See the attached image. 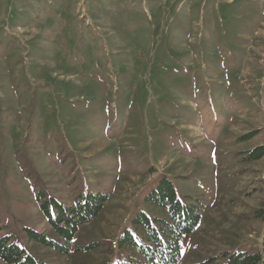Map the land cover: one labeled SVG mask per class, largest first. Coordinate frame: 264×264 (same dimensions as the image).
Wrapping results in <instances>:
<instances>
[{
    "label": "rangeland",
    "instance_id": "rangeland-1",
    "mask_svg": "<svg viewBox=\"0 0 264 264\" xmlns=\"http://www.w3.org/2000/svg\"><path fill=\"white\" fill-rule=\"evenodd\" d=\"M259 146L264 0H0V237L38 261L143 263L118 242L144 238L140 211L169 219L146 201L163 178L202 212L179 264L264 256V157L247 158ZM40 190L109 201L68 243Z\"/></svg>",
    "mask_w": 264,
    "mask_h": 264
},
{
    "label": "trees",
    "instance_id": "trees-1",
    "mask_svg": "<svg viewBox=\"0 0 264 264\" xmlns=\"http://www.w3.org/2000/svg\"><path fill=\"white\" fill-rule=\"evenodd\" d=\"M264 157V146L251 150L248 159L258 160ZM109 201V195L91 193L81 196L74 206H67L55 196H48L43 191L38 192L37 202L49 226L66 242H72L80 227L95 219ZM146 201L168 212L169 219L151 216L140 211L132 220L133 226L143 232L144 238H139L131 230L119 239V246L133 247L143 258L139 264H179L182 260V237L191 234L202 219L198 204L185 203L179 196L174 182L163 178L146 196ZM264 213V210H263ZM31 240L56 247L63 253H69L70 248L61 245L47 237L44 233L27 228ZM88 246L87 249H92ZM0 259L5 264H47L38 261L25 248L14 242L12 236L0 237ZM123 264H134L129 261ZM138 264V263H137ZM224 264H264V256L260 253L230 254Z\"/></svg>",
    "mask_w": 264,
    "mask_h": 264
}]
</instances>
